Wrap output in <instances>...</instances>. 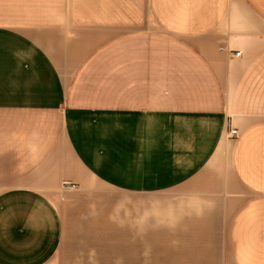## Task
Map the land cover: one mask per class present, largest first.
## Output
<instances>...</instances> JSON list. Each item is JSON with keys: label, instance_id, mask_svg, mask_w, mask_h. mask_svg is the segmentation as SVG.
<instances>
[{"label": "crops", "instance_id": "1", "mask_svg": "<svg viewBox=\"0 0 264 264\" xmlns=\"http://www.w3.org/2000/svg\"><path fill=\"white\" fill-rule=\"evenodd\" d=\"M0 264H264V0H0Z\"/></svg>", "mask_w": 264, "mask_h": 264}, {"label": "built area", "instance_id": "2", "mask_svg": "<svg viewBox=\"0 0 264 264\" xmlns=\"http://www.w3.org/2000/svg\"><path fill=\"white\" fill-rule=\"evenodd\" d=\"M240 55V53H238V52H236L234 55H233V57H238ZM237 135V131L236 130H231L230 131V136H232V137H235ZM66 188H68V189H74L75 188V186L74 185H69V184H67L66 185Z\"/></svg>", "mask_w": 264, "mask_h": 264}]
</instances>
